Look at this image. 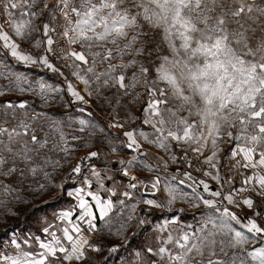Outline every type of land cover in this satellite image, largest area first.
Returning a JSON list of instances; mask_svg holds the SVG:
<instances>
[{"label":"snow or ice","instance_id":"obj_1","mask_svg":"<svg viewBox=\"0 0 264 264\" xmlns=\"http://www.w3.org/2000/svg\"><path fill=\"white\" fill-rule=\"evenodd\" d=\"M0 57V79L7 81L0 85V205L29 202L21 188L8 182L15 174L20 183L26 173L42 175L43 182L28 189L39 195L54 186L65 166L53 154L63 153L65 163L72 159L63 121L36 112L27 99L8 96L30 93L43 105H77L80 113L86 109L79 105L90 108L92 100L103 108L115 97L120 107L121 98L130 97L125 107L137 106L141 115L129 110L124 123H108L109 129L122 130L123 141L113 143L118 137L98 121L78 118L76 131L87 135H73L83 143L72 148L100 143L112 152L126 148L144 156L146 144L190 169H178L163 181L157 176L150 184L133 175L119 192L122 198L114 201L118 183L108 174L111 169L98 171L89 164L96 190L85 176L82 186L68 193L76 203L56 214L61 224L45 222L42 235L23 240L14 234L0 247V264H85L89 252L105 250V240L123 241L128 248L133 222L147 223L134 216L140 204L182 212L178 202L203 205L200 226L177 227L178 219H166L156 229L167 232L166 238L157 235V246L132 249L131 259L121 256L120 264H264V0H0ZM7 57L57 74L63 86L14 71ZM40 119L47 131L45 124L37 125ZM135 120L151 131L141 125L127 130ZM97 135L102 138L95 140ZM189 151L206 166L194 169L203 178L193 176ZM100 155L89 151L71 172L82 174L84 161ZM222 155L229 160L227 177L221 174ZM137 162V156L119 159L122 175L129 177ZM160 163L167 170L168 161L160 158ZM208 179L218 185L215 190ZM106 180L112 181L111 188L105 187ZM141 184L153 190L154 198L142 194L126 205L133 199L131 190ZM161 187L163 198H157ZM244 207L252 214L236 211ZM121 247L110 243L108 255Z\"/></svg>","mask_w":264,"mask_h":264},{"label":"rangeland","instance_id":"obj_2","mask_svg":"<svg viewBox=\"0 0 264 264\" xmlns=\"http://www.w3.org/2000/svg\"><path fill=\"white\" fill-rule=\"evenodd\" d=\"M2 59V57H0ZM7 63L13 68L14 71L18 72H24L29 75L30 78L36 79L39 77H43L47 82L53 84L54 86L60 85L63 86V78L59 77L57 74H53L51 72H48L47 69H43L42 67H24L23 65L17 64L14 60H12L11 57H7ZM65 75L71 79L70 72L68 70L64 71ZM7 83L6 80L0 79V85ZM83 94V93H82ZM106 95H111L112 93H105ZM66 96V93H65ZM7 99H27L29 100L32 108L35 109L36 112H42L46 113L48 116H51L55 119H59L64 122L65 127L64 131L67 134L66 138L69 143L70 152L72 153V159L69 160L67 163H65L63 156V153H55L53 154L54 158H59L61 164H64V168L62 170H59L58 175L54 178V186L49 185V190L42 193V194H34L28 191L29 188H35L37 186V182H43L42 175H38L37 177L33 178L31 175H28L26 173V178L22 183L17 182L18 173L15 174L8 182L13 183L14 187L21 188L22 195L29 201L28 203H22L17 202L15 200H12L7 206L0 205V247L3 246V243L7 240H9L14 234L19 237L21 240H23L24 237L29 236L30 234H37L42 235L40 229L44 226H46L45 222L52 223V224H61L60 221H57L56 214L60 213L61 211L69 210L71 205H74L76 201L68 195L70 191H73L76 187H81L82 180L85 176H88L92 183H93V191L96 190V183L95 178L91 177L89 164L91 166L95 167H106L110 169V167H113L114 170H117L116 174L113 171L108 172L109 175H115L116 178H120L118 167L121 169V165L118 163V160L114 162V159L110 157L111 155H114L116 153H127L124 149H120L118 152H112L111 148L107 144H100V143H94L92 148H78L73 149L72 145L76 144H82L83 141H75L72 139L73 135H87V133H79L76 131L78 128L77 120L78 118H85V119H94L95 121H98L106 131L111 133L114 137H117L118 134L116 133V129H109L108 123L112 122V117H109L111 119H107L104 117H101L100 114L103 112L106 114L109 111L113 112V108L116 107V98L113 97L111 105L110 106H104L103 108L98 106L97 102L95 100L90 101L91 107L89 108L88 105H79V107H84L86 109L85 113H80L77 111V105L72 106H64L61 107L57 104L52 105H43L41 101L38 98L33 97L30 93H25L22 97H16V96H8ZM57 100L59 97L56 98ZM130 97H122L120 100V107H116V114L118 116L115 117L118 119V122L124 123L125 118L128 114V111L131 110L132 112L136 113V115H139V111L137 106H129L125 107V105H128ZM100 103H103L101 100ZM87 111H91L93 113L92 117L87 116ZM31 111L29 112V115H32ZM134 122V121H130ZM130 122L126 125V128L129 127ZM39 124H45L44 119H40L37 121V125ZM48 130L47 124H45V131ZM39 136H43L44 132H38ZM101 135H97L95 137V140L101 139ZM116 139L113 140V143H117ZM229 147H227L225 150H227ZM100 151L101 155L97 158H94L91 161H84L83 167H82V174H76L71 172V167L75 165L77 162H79V158L81 156L86 155L89 151ZM107 154V158H105L104 154ZM117 166V167H116ZM52 169L49 168L48 171H51ZM101 170H106L104 168H101ZM133 172L137 175L141 176H148V174L151 172L147 170L144 166L140 164H135L133 166ZM125 178V177H124ZM199 178V177H196ZM2 179V178H0ZM108 184L110 183L109 181ZM122 182V180L120 181ZM118 183V188H121L122 184ZM111 185V184H109ZM126 186V185H125ZM106 187V186H105ZM112 187V185L110 186ZM103 196L105 195V192L101 193ZM139 194V193H138ZM138 194H135L133 196H136ZM2 199V197H0ZM132 201H126V205L131 204ZM120 206L116 205V211H119ZM149 212L150 209L147 206H144L140 204L136 212L134 213V216L139 219L146 220L147 223L143 225H137V223L134 221L132 226L128 229L127 235L131 238V242L127 249L123 247V241H109L105 240L104 243L101 245L105 248L103 252L100 253H92L89 252V256L91 257L90 260L85 261V264H120V257H128V259H131V250L132 249H139L143 248L146 245H151L153 247L157 246L156 236L161 235L164 238L167 237V232L165 233H159L156 229L157 226L160 224H163L166 219H178L179 220V227L180 225H187L191 224L193 225V228L200 226V219L201 214L196 215H188L184 213H177V212H171L166 213V211H161L159 209H155L150 211L151 214L146 213ZM241 210V209H238ZM264 210V209H262ZM247 211H249L246 207L243 208L240 212H242V216L248 215ZM128 208L125 207V214H127ZM246 212V213H245ZM15 213V215L11 214ZM114 217V227L119 225V220L115 218V213L113 215ZM171 230V228L169 229ZM119 243L122 245L121 251L118 254H113L112 256L108 255L107 252V245L110 243ZM155 259V258H153Z\"/></svg>","mask_w":264,"mask_h":264},{"label":"crops","instance_id":"obj_3","mask_svg":"<svg viewBox=\"0 0 264 264\" xmlns=\"http://www.w3.org/2000/svg\"><path fill=\"white\" fill-rule=\"evenodd\" d=\"M48 72H50V71L48 70ZM139 115H141V113H139ZM100 116L101 117H104V118H107V119H111L109 117H112V119H111L112 122H117L118 121L117 114L116 113L113 114V112H111V111H109L106 114L103 112L102 114H100ZM115 117H117V118H115ZM137 125H141V121L140 120H135L134 122H130L129 127L126 128V129L127 130H131V128H134ZM141 126L144 127V130L145 131H151V129L148 128L147 126H143V125H141ZM115 131L118 134V136H117L118 139H116V141H118L117 143H120L121 141H123L125 139L123 137V132L120 129H116ZM222 147L224 149H226L227 147H229V145L228 144H225ZM122 149H124L125 151H127V153L126 154L125 153H116L114 155H111L110 154V157H112V159H114V162H116L119 159H123V160H125V162H127V160L132 159L133 156H137V161H138L137 164H140L142 166H144L145 164H147V165H150L151 166V168L153 170L148 175L152 176L154 179L157 176H159L162 179V181L163 180H167V179H170L171 176L174 173H176L178 169H180L181 171H184L183 170V162L182 163H179V164H173V163H171V161L168 160L167 154H165L162 151L156 149L155 147H152V146H149V145H146V144L143 145L142 150L143 151H146L148 153L147 155H144V156H139L137 153L131 152L130 150H128L126 148H122ZM122 149H121V151H122ZM177 155L182 156L181 152H179V151H177ZM160 158H163L164 160L168 161V168H167V170H165L164 167H163V164L160 163ZM221 160H222V164H221V174H222V176L227 177L229 175V173H230V169L228 167L229 160L226 159V158H224L223 155L221 156ZM107 167L108 166H106V167H97V170L99 171L101 168L109 169ZM88 169H90V168H88ZM110 169H111L112 172L114 171L115 174L117 173L116 172L117 170H114L113 167H110ZM118 171L120 172L119 167H118ZM129 171H132L133 172V167L130 168ZM119 176H120V178L119 177L118 178L115 177V179H116L117 183H119L122 180V182H120L122 184V186H121V188H118L117 187V196L116 197H113V200L114 201L122 198V197L119 196V192L123 191L126 188V186H125L126 185V177L124 178V176L122 175V172L119 173ZM180 178L182 179L183 177L181 176ZM200 178H203V177L200 176L197 179H200ZM240 179H241L240 177H237L236 178V185L240 183ZM107 181H109V180H107ZM109 182H110L109 184H111L113 186L112 181H109ZM207 182L210 184V186L212 187L213 190H215L218 187V185L215 183V181H212V180L208 179ZM109 184H108V187H107V182L105 183L106 188H111L110 187L111 185H109ZM187 190L190 191V189H187ZM145 191L146 192H151L153 190L149 187V188L145 189ZM200 191H202V189H200ZM141 195H142V190L140 191V193L138 195L133 196V199L131 200L132 203H135L137 199H140L141 198ZM143 197L144 198H148V199L154 198L152 195H150V196L143 195ZM156 197L157 198H163V190H162V187H161V191L156 193ZM104 198H108L107 192H105ZM144 206H146V205H144ZM176 207L177 208H181V207L183 208V211L182 212L176 211L177 213L179 212V213H184V214H188V215L201 214L202 212L205 211L203 205H201L199 208H195V207L189 206L187 204H183L182 205V204H180L178 202L177 205H176ZM152 210H155V209H150V211H152ZM144 211L146 212V210H144ZM150 211L149 212H146V213L151 214ZM236 211L239 212L242 215V212H240L241 210L236 209ZM114 213L115 212H113L112 215H114ZM166 213H171V212L166 211ZM247 213H248V215H251L252 214L250 211H247ZM57 221H59V220L57 219Z\"/></svg>","mask_w":264,"mask_h":264},{"label":"built area","instance_id":"obj_4","mask_svg":"<svg viewBox=\"0 0 264 264\" xmlns=\"http://www.w3.org/2000/svg\"><path fill=\"white\" fill-rule=\"evenodd\" d=\"M62 63H63L62 61L59 62L58 63V66H60V64H62ZM62 70L63 71H66L67 69H62ZM181 154L184 155V153H182V152H181ZM188 156L193 161V169H191L193 176L200 177L201 176V173H198V172L194 171V169L195 168H206V166L202 165L200 163V161L197 160L196 156L193 153H191L190 151L188 153ZM183 170H190V169H188L186 162H183ZM133 175L136 176L138 180H142V181H144L145 183H148V184H150V182L152 180H154V178L152 176H150V175H148V176H141V175L135 174L132 171H129V177H126V186L129 183V178L131 176H133ZM239 185H240V183L237 184L236 186L239 187ZM143 187H144L143 184H141V185L138 186V189L131 190V191H133V195L140 193V191L143 189Z\"/></svg>","mask_w":264,"mask_h":264},{"label":"water","instance_id":"obj_5","mask_svg":"<svg viewBox=\"0 0 264 264\" xmlns=\"http://www.w3.org/2000/svg\"><path fill=\"white\" fill-rule=\"evenodd\" d=\"M145 189H146L145 187H143V189H142V194L143 195H146V196L152 195V191L151 192H146Z\"/></svg>","mask_w":264,"mask_h":264}]
</instances>
